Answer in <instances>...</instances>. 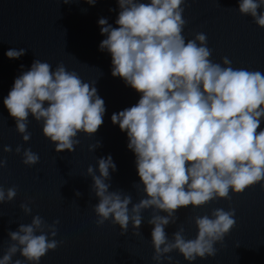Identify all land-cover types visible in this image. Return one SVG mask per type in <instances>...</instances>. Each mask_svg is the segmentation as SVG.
<instances>
[{
	"label": "clouds",
	"instance_id": "9594fccd",
	"mask_svg": "<svg viewBox=\"0 0 264 264\" xmlns=\"http://www.w3.org/2000/svg\"><path fill=\"white\" fill-rule=\"evenodd\" d=\"M86 2L94 5L97 0ZM117 3L116 26L107 17L98 20L104 36L99 50L111 56V75L139 93L137 103L112 113L110 119L126 132L144 197L132 203L130 195L109 190L116 164L110 154L98 158L95 169L89 165L86 170L92 178L91 191L98 198L93 207L96 223L111 218L121 233L129 224L138 230L142 212L151 209L152 260L170 262L167 254L175 250L192 264L216 254L215 245L236 223L235 209L215 208L196 216L193 238L184 235L183 227L170 238L165 227L175 222L181 206L195 208L226 199L230 190L238 194L264 181V128H259L264 119V72L233 67L228 56L214 62L204 32L186 40L185 0ZM236 9L264 28V0H238ZM26 50L9 48L5 55L16 59ZM24 67L20 65L22 71L3 98L17 133L29 141L31 133L26 129L31 115L42 122V134L55 151H74L78 133L92 136L103 123L106 106L95 81L83 80L63 62L53 69L48 61L35 58L27 70ZM99 145L97 141L89 150ZM3 151H12L11 145ZM15 152L21 153V145ZM39 158L30 147L23 149L25 165H35ZM5 165L6 160L0 159V167ZM16 194L15 186L0 185V203L13 200ZM20 208L26 215L32 212L29 203H21ZM58 223L49 224L35 214L30 223L9 231L11 243L0 256V264H39L41 257L58 246L54 239ZM17 252L22 258L14 260Z\"/></svg>",
	"mask_w": 264,
	"mask_h": 264
},
{
	"label": "water",
	"instance_id": "95a60500",
	"mask_svg": "<svg viewBox=\"0 0 264 264\" xmlns=\"http://www.w3.org/2000/svg\"><path fill=\"white\" fill-rule=\"evenodd\" d=\"M238 0H185L183 17L187 23L183 35L192 39L197 32L207 35L211 59L220 62L228 56L233 67H244L264 72V28L258 27L250 16L240 15ZM119 12L117 0H97L89 5L86 0H0V185L5 189L15 186L17 194L11 201L0 203V256L11 243L9 231L21 223H30L39 214L51 224L58 220L54 237L58 246L41 257L39 264H155L148 223L151 209L142 212L143 221L138 230L129 224L121 233L111 218L96 223L93 211L98 198L91 191L92 178L87 168L100 157L111 155L116 170L110 175V189L132 197V203L144 197L135 155L127 148V135L111 122V115L139 100L137 93L122 78L111 75V56L99 50L104 36L98 20L107 17L115 25ZM26 48L19 58L10 59L9 48ZM48 61L54 69L63 62L67 70H75L85 81H95L98 94L104 99L106 111L103 123L88 136L78 133L79 143L74 151H55L42 134V122L31 115L27 142L15 129V119L9 116L3 98L20 74V65L27 70L34 59ZM259 128H264L262 119ZM259 128L257 131H259ZM100 145L90 151L89 145ZM5 145L12 151L5 153ZM21 145V153L15 152ZM39 154L32 166L22 162L24 148ZM260 183L246 187L236 194L229 191L228 198L213 199L193 208L181 206L176 220L165 227L172 234L183 227L184 235H196L194 218L210 214L215 208L235 209L236 223L215 247L212 257L197 258L192 264H264V188ZM79 191L81 195H76ZM21 203H29L32 212L26 215ZM131 206V205H130ZM163 214V213H162ZM162 258L161 264H189L181 254L172 251ZM22 258L17 252L13 259Z\"/></svg>",
	"mask_w": 264,
	"mask_h": 264
}]
</instances>
